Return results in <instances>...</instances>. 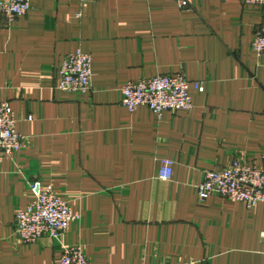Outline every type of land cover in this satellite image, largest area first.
Listing matches in <instances>:
<instances>
[{
    "label": "crops",
    "instance_id": "1",
    "mask_svg": "<svg viewBox=\"0 0 264 264\" xmlns=\"http://www.w3.org/2000/svg\"><path fill=\"white\" fill-rule=\"evenodd\" d=\"M263 18L241 0H31L25 15H0V101L23 137L0 161V264H59L75 245L88 264H264V202L201 201L196 189L235 157L264 166V58L252 47ZM77 49L92 58L90 90L61 91ZM179 71L191 109L122 106L126 81ZM161 159L173 161L168 181ZM33 181L78 215L57 239L16 236Z\"/></svg>",
    "mask_w": 264,
    "mask_h": 264
},
{
    "label": "built area",
    "instance_id": "2",
    "mask_svg": "<svg viewBox=\"0 0 264 264\" xmlns=\"http://www.w3.org/2000/svg\"><path fill=\"white\" fill-rule=\"evenodd\" d=\"M173 1L181 8L189 4V0ZM241 1L259 4L264 9V0ZM30 8L31 0H0V15L7 21L25 15ZM252 47L264 58V18L255 31ZM91 63V55L81 49L68 53L60 65L56 88L69 93L88 92L93 75ZM194 86L203 91L201 82H195ZM189 88L190 82L181 71L126 81L120 89L121 104L128 111L145 106L157 116L164 111L191 109L193 100ZM22 146L23 137L15 128L12 108L8 102L0 101V161ZM172 170L173 161L161 159L157 177L168 181ZM30 186L34 198L15 214L16 236L24 243L36 242L43 236L59 238L78 215L55 193L51 184L33 181ZM196 189L201 201L216 193L248 207L255 206L264 202V166L235 157L225 167L204 170ZM261 239L264 253V232ZM59 264H88V259L81 246H66L62 248Z\"/></svg>",
    "mask_w": 264,
    "mask_h": 264
}]
</instances>
